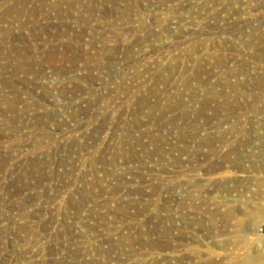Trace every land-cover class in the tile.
I'll use <instances>...</instances> for the list:
<instances>
[{
    "label": "rangeland",
    "instance_id": "obj_1",
    "mask_svg": "<svg viewBox=\"0 0 264 264\" xmlns=\"http://www.w3.org/2000/svg\"><path fill=\"white\" fill-rule=\"evenodd\" d=\"M0 264H264V0H0Z\"/></svg>",
    "mask_w": 264,
    "mask_h": 264
},
{
    "label": "bare ground",
    "instance_id": "obj_2",
    "mask_svg": "<svg viewBox=\"0 0 264 264\" xmlns=\"http://www.w3.org/2000/svg\"><path fill=\"white\" fill-rule=\"evenodd\" d=\"M240 78H241V77H240ZM242 84H243V83H241V86H242ZM244 85H245V84H244ZM244 85H243V86H244ZM240 96H241V93H240ZM240 103H241V102H240ZM240 107H241V109H242L243 105H241ZM243 108H244V107H243ZM238 109H239V108H238ZM245 110H246V109H245ZM241 123H242V122H241ZM241 128H242V127H241ZM240 132H241V131H240Z\"/></svg>",
    "mask_w": 264,
    "mask_h": 264
}]
</instances>
